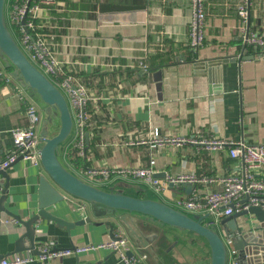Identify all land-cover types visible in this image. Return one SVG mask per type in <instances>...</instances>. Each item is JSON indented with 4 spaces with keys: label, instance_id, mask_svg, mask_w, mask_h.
<instances>
[{
    "label": "crops",
    "instance_id": "crops-1",
    "mask_svg": "<svg viewBox=\"0 0 264 264\" xmlns=\"http://www.w3.org/2000/svg\"><path fill=\"white\" fill-rule=\"evenodd\" d=\"M240 2L206 0V40L195 50L189 45L190 0H57L53 4L56 11L51 10L52 5L47 6L52 43L62 62L77 71L91 73L99 69L106 73L101 91L88 86L105 102L110 119H114L103 124L94 148L87 150L86 145L85 158L71 147V162L80 158V163L87 160L91 165L130 167L151 166L153 159L158 177L179 172L222 175L237 171L238 161L229 155L227 146H178L151 140L158 132L160 136L243 138L250 143H264V56L259 55V47L243 40ZM249 6L252 29L264 31V0H250ZM141 61L147 68L153 64V70L151 65L144 69ZM0 70L1 161L13 144L11 129L27 124L25 101L18 91H27L40 106L39 134L46 106L13 79L1 55ZM6 76L14 82H8ZM90 137L89 134L87 142ZM131 139L147 141L126 144ZM67 143L68 140L62 145L61 155ZM44 174L43 165L17 160L8 167L9 196L0 204L27 217L37 207L40 176ZM6 182V176L0 174V198ZM108 185L131 194L154 192L137 179L117 178ZM203 187L194 186L188 192L183 184H175L167 194L188 197ZM220 187L210 185L209 189ZM77 200L66 197L50 211L70 222L86 218L90 221L68 231L54 220L41 218L36 224L37 245L50 241L66 248L111 238V227L105 221L112 217L96 215L89 203L85 210L79 209ZM24 232V225L0 207V254L27 253V237L16 250V241ZM168 233L178 259L189 264H209V249L197 241L195 233L178 229H169ZM30 264L124 263L117 253L99 247Z\"/></svg>",
    "mask_w": 264,
    "mask_h": 264
},
{
    "label": "built area",
    "instance_id": "built-area-1",
    "mask_svg": "<svg viewBox=\"0 0 264 264\" xmlns=\"http://www.w3.org/2000/svg\"><path fill=\"white\" fill-rule=\"evenodd\" d=\"M55 3L57 0H6V15L9 27L24 53L62 91L69 103L74 126L62 153L65 163L77 175L96 185H108L117 178L142 180L151 190L174 207L194 213L197 216L204 215L203 222L218 229L232 261L236 250L232 247L231 238L221 225V220L235 212L247 210L251 206H260L264 209V143H250L243 138L227 140L215 137L212 139L197 138L187 135L160 136L158 132L151 140L178 146L186 143L205 144L208 148L227 146L229 155L238 161V170L222 175L179 172L166 173L164 176L158 177L152 167L155 162L153 159L151 166L125 167L72 163L69 159L71 147L77 149L81 158L86 157V144L89 135L87 126L90 125L87 105L91 102L97 108L96 105L100 96L76 74V69L62 62L54 48L47 19L49 18L47 6ZM190 3L189 45L195 50L200 48L206 40V0H190ZM249 5L250 0H241L238 7L242 21L243 40L247 44L259 47V55L264 56V31L252 29ZM140 64L144 69H148L144 62L141 61ZM2 72L0 70V79L3 76ZM6 79L10 83L13 80L9 76H6ZM18 92L21 100L25 101L27 124L16 125L11 129L13 144L6 156L0 161V169L8 167L20 157L35 165H42L40 150L42 138L38 131L42 120L40 106L27 91ZM97 110L100 109L97 108ZM146 141V139H131L126 144ZM175 184L202 185L204 187L203 190H196L188 197L168 196L169 188ZM210 185H220L221 187L214 190L209 189ZM69 197L72 200L78 199L77 207L79 209H86L87 201L67 195L68 199ZM243 218L245 220V217ZM113 231L115 238L75 247L59 248L50 241H45L37 245L38 253L28 251L27 253L18 252L11 256H3L0 257V264H30L46 261L58 255L99 247L117 253L124 264H145L144 257L134 248L124 228L120 224H116Z\"/></svg>",
    "mask_w": 264,
    "mask_h": 264
},
{
    "label": "water",
    "instance_id": "water-1",
    "mask_svg": "<svg viewBox=\"0 0 264 264\" xmlns=\"http://www.w3.org/2000/svg\"><path fill=\"white\" fill-rule=\"evenodd\" d=\"M0 55L11 69L13 79L22 88L35 93L46 106L44 127L40 134L41 162L46 174L40 176L37 207L27 217H23L0 204L1 208L16 217L25 227L23 236L16 241V250H20L23 237H27L28 251L39 252L36 224L41 218L54 220L68 231L78 224L90 221L86 218L70 222L50 211L67 195H72L87 201L96 215L112 217L105 221L111 227V238H115V224H120L147 264H189L174 255V243L169 236V229L199 235L209 248V264H264V209L260 206H251L221 220V225L226 229L231 245L236 250L231 261L221 234L215 226H208L203 222L204 215L197 216L176 208L161 196H155L156 192H145L142 196L110 187L111 185H96L68 167L62 158L61 147L69 140L74 126L69 103L62 91L28 58L18 44L7 21L6 0H0ZM53 126L57 127L54 133L51 132ZM73 151L77 152V149L74 148ZM8 167L0 169V174L7 178L0 203L9 196ZM183 187L191 192L194 186L183 184ZM246 215L254 216L253 226L249 224L250 220H239ZM113 219H116V223Z\"/></svg>",
    "mask_w": 264,
    "mask_h": 264
},
{
    "label": "trees",
    "instance_id": "trees-1",
    "mask_svg": "<svg viewBox=\"0 0 264 264\" xmlns=\"http://www.w3.org/2000/svg\"><path fill=\"white\" fill-rule=\"evenodd\" d=\"M120 7H130L131 5H128V4H119ZM118 5V6H119ZM105 5H101V8L102 9H105ZM114 8H116L117 6H113ZM51 10L52 11H56L57 9V6L55 5H52L50 6ZM154 56H161V55H154ZM151 65V63H150ZM150 65L148 68H150ZM154 68V65L152 64L151 65V69L153 70ZM76 74L89 86L91 87H94L95 89H97L98 91H101L102 90V82L104 81V78H105V75L106 73L105 72H101L99 71V69H96L94 70L93 72L91 73H88V72H84V71H77ZM97 108H99L100 110H97V108L95 107V104L94 103H88L87 105V110L89 112V122H90V125H88V131H89V134H90V141L87 142V150H89L90 148H94L95 145L99 142V139H100V135H101V132H102V126L105 122H109V120L111 121H114V119H110V113L107 111L106 109V104L103 100H98L97 101ZM119 122V120L117 119L115 121V123L117 124ZM75 160V159H74ZM76 163H80L82 162V160L79 158H77L75 160ZM85 165H91L90 161H87L85 160ZM143 196V194H141Z\"/></svg>",
    "mask_w": 264,
    "mask_h": 264
},
{
    "label": "rangeland",
    "instance_id": "rangeland-1",
    "mask_svg": "<svg viewBox=\"0 0 264 264\" xmlns=\"http://www.w3.org/2000/svg\"><path fill=\"white\" fill-rule=\"evenodd\" d=\"M56 130H57V127L56 126H53L51 128V132L52 133L56 132ZM253 217H254L253 215H246L245 216V220H248V221L250 220L249 221V224H252V222L255 221V219H253ZM194 237L197 239V241H200V243H202L203 246L208 247L207 244L204 242V240L199 235L194 234Z\"/></svg>",
    "mask_w": 264,
    "mask_h": 264
}]
</instances>
